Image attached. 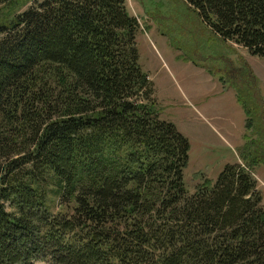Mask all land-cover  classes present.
Returning a JSON list of instances; mask_svg holds the SVG:
<instances>
[{
	"label": "trees",
	"instance_id": "obj_1",
	"mask_svg": "<svg viewBox=\"0 0 264 264\" xmlns=\"http://www.w3.org/2000/svg\"><path fill=\"white\" fill-rule=\"evenodd\" d=\"M182 1L264 58V0ZM137 29L125 0H0V264H264L257 79H218L256 139L188 193V141L159 118Z\"/></svg>",
	"mask_w": 264,
	"mask_h": 264
},
{
	"label": "rangeland",
	"instance_id": "obj_2",
	"mask_svg": "<svg viewBox=\"0 0 264 264\" xmlns=\"http://www.w3.org/2000/svg\"><path fill=\"white\" fill-rule=\"evenodd\" d=\"M125 8L138 23L137 63L152 83L157 104L170 106L161 108L159 118L175 119L177 126L171 123L188 141L183 181L192 193L202 179L214 181L224 165L239 163L237 149L256 139L245 128L246 115L231 88L223 83L220 90L216 80L240 78L236 73L246 64L264 99V58L220 40L182 0H125ZM199 93L201 99H193ZM250 174L264 204V166Z\"/></svg>",
	"mask_w": 264,
	"mask_h": 264
},
{
	"label": "crops",
	"instance_id": "obj_3",
	"mask_svg": "<svg viewBox=\"0 0 264 264\" xmlns=\"http://www.w3.org/2000/svg\"><path fill=\"white\" fill-rule=\"evenodd\" d=\"M212 77H213V76H212ZM213 80H214V78H213ZM216 82H217V84L220 86V90H223V89L221 88V85L219 84V81L216 80ZM225 92H228V91H225ZM200 94H201V93H199V94H195L194 96H192L193 99L200 100V99H201V98H200V96H201ZM160 103H161L162 111H163V108H164L165 106H168V107L170 108L169 104L167 105V103H163L162 101H160ZM174 112H175V111L171 110V113H174ZM167 120L173 122V123L177 126V123L175 122V119H167Z\"/></svg>",
	"mask_w": 264,
	"mask_h": 264
}]
</instances>
